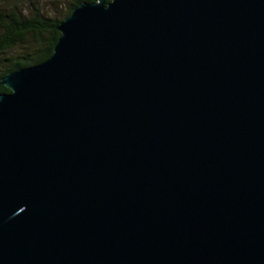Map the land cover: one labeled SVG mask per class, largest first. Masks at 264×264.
Listing matches in <instances>:
<instances>
[{
  "label": "water",
  "instance_id": "1",
  "mask_svg": "<svg viewBox=\"0 0 264 264\" xmlns=\"http://www.w3.org/2000/svg\"><path fill=\"white\" fill-rule=\"evenodd\" d=\"M0 85V264H264V0H96Z\"/></svg>",
  "mask_w": 264,
  "mask_h": 264
},
{
  "label": "trees",
  "instance_id": "2",
  "mask_svg": "<svg viewBox=\"0 0 264 264\" xmlns=\"http://www.w3.org/2000/svg\"><path fill=\"white\" fill-rule=\"evenodd\" d=\"M4 1L0 0V80L17 69L50 58L60 36L59 22L81 3L96 0H65L67 11L62 18H52L41 11L25 14L20 0ZM4 92L10 89L0 85V94Z\"/></svg>",
  "mask_w": 264,
  "mask_h": 264
},
{
  "label": "rangeland",
  "instance_id": "3",
  "mask_svg": "<svg viewBox=\"0 0 264 264\" xmlns=\"http://www.w3.org/2000/svg\"><path fill=\"white\" fill-rule=\"evenodd\" d=\"M15 0H5V3ZM24 13L41 11L52 18H62L67 11L65 0H20ZM19 4V3H18Z\"/></svg>",
  "mask_w": 264,
  "mask_h": 264
}]
</instances>
